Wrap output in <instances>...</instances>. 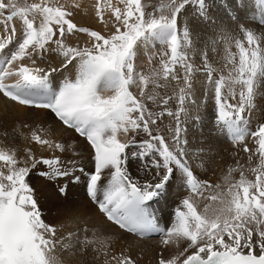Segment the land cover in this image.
Here are the masks:
<instances>
[{
    "label": "snow or ice",
    "instance_id": "obj_1",
    "mask_svg": "<svg viewBox=\"0 0 264 264\" xmlns=\"http://www.w3.org/2000/svg\"><path fill=\"white\" fill-rule=\"evenodd\" d=\"M120 3L123 10L113 8L109 0L117 26L105 36L78 27L68 18L70 12L48 6L44 0L25 6L15 0H0V16L8 10L6 20L0 21L6 29L9 21L17 16L22 19L21 38L10 54L0 59V93L21 105L49 111L62 126L86 139L94 163V170L85 177L86 195L107 221L128 233L143 236L157 231L150 202L161 196L172 180L181 181L188 195L175 210L174 223L162 231L165 245L179 246L183 241L185 246L171 259L161 258L159 264H264V123L250 131L246 119V113L256 107L259 89L264 87V0H255L258 19L246 0H231L219 20L214 18L209 0H168L147 14L142 0ZM193 4L197 6L196 17L189 25L180 14ZM97 15L103 23L99 4ZM36 16L41 17L38 25ZM249 20L257 25L256 30ZM209 27L218 30L225 43L227 75L218 78L213 76L218 70L209 62L207 52L194 43L201 30ZM236 31L243 38L231 34ZM15 32L12 26L13 35L0 41V50L13 42ZM74 32L86 33L90 46L66 44L67 36ZM217 43L212 41L213 50ZM233 43L237 52L231 51ZM158 45L161 50L149 55L148 60L158 59L159 67L146 75L138 70V50L147 52ZM198 51L201 61L196 65L192 56ZM47 54L60 57V67L37 66V59ZM26 58L31 65L22 63ZM69 66L74 75H64L53 86L52 74L63 75ZM197 73L205 75V87L213 93L212 127L226 134L233 144L242 145L245 153L258 156L257 165L249 168L254 180L241 171L239 180L229 183L226 191L206 197L215 206L206 205L202 211L198 210L197 197H203L213 186L198 178L191 161L197 154L211 152V140L190 152L187 139L188 125L199 130L202 121L200 104L193 99ZM13 76L19 77L15 83L4 82ZM171 82L173 92L161 94ZM133 88L138 93L134 94ZM149 101L155 109L149 107ZM165 116L170 118L168 123ZM130 132V140L119 138L121 133ZM140 136L143 139H137ZM248 136L255 140L254 151L244 143ZM32 139L65 151L63 143L45 139L35 131ZM131 159L140 160L150 178H134L128 168ZM248 159L251 161L252 155ZM0 161L8 167L7 174L0 171V264H62L56 255V228L44 218L36 190L27 178L37 164L45 165L41 176L69 182L55 187L54 196L66 197L69 184L79 183L77 173L83 174L85 169L74 159L59 156L37 160L31 150L22 166L14 152L0 150ZM225 179L230 181V175ZM214 187L220 189V185ZM88 211L86 206H67L62 218L75 221ZM73 235L69 233L68 238ZM189 249L194 251L185 255ZM112 259L118 264H135L130 256Z\"/></svg>",
    "mask_w": 264,
    "mask_h": 264
},
{
    "label": "bare ground",
    "instance_id": "obj_2",
    "mask_svg": "<svg viewBox=\"0 0 264 264\" xmlns=\"http://www.w3.org/2000/svg\"><path fill=\"white\" fill-rule=\"evenodd\" d=\"M7 2V0H6ZM30 2V3H29ZM48 6H60L63 10L71 13L74 23L78 27H85L90 25L105 36L110 35L115 31L116 21L112 9L108 7L109 0H44ZM111 5L124 9V5L120 0H110ZM249 3L250 10L255 13L256 18H259V7L255 5V0H246ZM29 3V4H28ZM41 3V0H27V4ZM213 5L210 7L214 18L219 20L222 16L224 8L230 6L231 0H209ZM98 4L104 16L102 23L97 15ZM195 6V7H194ZM196 5H190L182 14L180 18L182 21L191 25L195 21ZM8 14L5 10L3 16H0V21L6 20L4 17ZM32 18V15L29 18ZM41 17L35 18L38 25ZM86 21L92 22L87 24ZM88 22V23H90ZM2 22H0L1 24ZM253 30H256L257 25L251 20L248 21ZM12 26H15L16 32L11 44L0 50V59L10 54V50L14 49L16 40L21 38L22 34V19L17 16L12 21L8 22V27H2L0 34L2 38L0 41L5 40L12 34ZM88 28V27H87ZM237 38H243L242 34L238 31L231 33ZM81 33L76 32L72 40L80 39ZM84 36V35H83ZM88 36V35H85ZM89 37V36H88ZM70 37L67 38L69 40ZM219 41L213 50L212 41ZM89 41H86L85 46H90ZM198 49H204L207 52L209 62L212 64L215 71L214 78H218L220 74L227 75V64L225 43L219 31L209 28H203L200 32L199 38L194 40ZM232 52H237L234 43L230 45ZM161 50L158 45L156 48H149L147 52L143 49L138 50L137 66L138 70L143 71L146 75L150 74L152 69L159 67L158 59H153L151 62L148 56L157 53ZM201 56L199 51L192 56V62L199 65ZM61 58L47 54L43 59H37V66L48 69L50 67H60ZM24 64L31 65L30 59L22 61ZM13 68L17 64L12 65ZM64 75H74L71 66L64 71L63 75L60 72L52 74L51 80L53 86L59 83ZM206 77L203 73H197L194 82L196 94L193 99L197 100L200 104L199 114L202 117L199 130L194 129L192 124L188 125L187 139L188 148L194 151L199 146L205 144L209 139L211 143L209 147L211 152L204 154H197L193 156L191 163L195 167L196 174L201 181H207L211 188L205 190L203 197H197L198 210L202 211L206 205L215 206V202L207 199L217 191H226L229 183H234L239 180L240 172L243 171L244 175L249 179H255V174L249 171L250 167H255L258 163V156L253 152L245 153L242 145L233 144L226 134L217 132L212 127L214 119V97L209 88L205 87ZM151 86V85H150ZM174 89V82L169 83L168 89L164 90L171 94ZM134 94L138 93V89H132ZM161 94H163V92ZM225 95L227 90L225 89ZM205 93H207L205 95ZM238 98V97H237ZM230 99V97H229ZM235 103L236 101H232ZM151 104V102H150ZM256 107L246 113V119L250 122V131L256 130L259 124L264 123V87L259 89L258 95L255 99ZM152 108L156 105L152 104ZM170 118L164 117V122L168 123ZM37 132L45 139H49L56 143H63L65 151L60 152L58 149L49 148L36 143L32 139V133ZM133 133L127 135L121 133L120 139L122 141L130 140ZM143 139V136L137 137ZM245 144L250 150L255 149L256 144L254 138L251 136L246 137ZM0 150L14 152L20 165L22 166L28 160L29 150L31 155L36 159L53 158L56 156L62 159H74L79 166L85 169L83 174L77 173L81 176L80 182L76 184H69V189L66 197L54 196L55 187L61 183H69L64 179L49 180L47 177L41 176L40 172L44 171L47 166L37 164L36 168L31 169L28 176V182L36 190V197L38 203L42 207V213L47 222L53 224L56 228V239L59 241L57 244L56 255L61 260L62 264H118L117 260H113L115 256L120 258L121 255L130 256L135 264H159L161 258L171 259L173 256L182 252L185 242L170 243L164 245L163 241L166 237L161 239H146L140 240L132 235H129L116 226L106 221L104 216L97 210L88 199L85 191L86 175L88 172L94 170L93 163V150L88 145L85 138L80 137L74 130L62 126L54 114L47 110L27 108L17 104L0 93ZM252 155V160L249 161L248 157ZM203 161V162H201ZM129 173L138 179L150 178L145 175L142 170L141 161L131 159L129 161ZM231 170V172H230ZM0 171L8 172V167L0 161ZM230 175V181H226L225 177ZM215 185H220V189H215ZM188 193L181 186L179 179L172 180L166 187L164 193L155 198V202L151 208L154 211L157 221L165 229L171 227L175 221V210L180 207V202L187 196ZM67 206H86L90 211L81 216L78 220H68L62 218V211ZM102 226V227H101ZM83 229V231H82ZM69 233L74 235L71 238ZM255 240V236H254ZM85 241H92L85 243ZM79 242V243H78ZM61 244L65 245L61 248ZM194 249H189L187 254H191Z\"/></svg>",
    "mask_w": 264,
    "mask_h": 264
},
{
    "label": "rangeland",
    "instance_id": "obj_3",
    "mask_svg": "<svg viewBox=\"0 0 264 264\" xmlns=\"http://www.w3.org/2000/svg\"><path fill=\"white\" fill-rule=\"evenodd\" d=\"M29 1H31V0H29ZM15 2L18 4V5H20V6H25V4H27V0H15ZM30 3V2H29ZM28 3V4H29ZM142 3H143V5L145 6V11H146V14L147 13H149V12H153L154 11V9L159 5V4H161V3H168V0H142ZM213 4L212 3H209V7H211ZM190 5H188V6H186V8L181 12V14H180V18L182 17V14H183V12L189 7ZM257 6V5H256ZM195 7V6H194ZM196 11H197V6H196V10L194 11V13H196ZM8 15V14H7ZM6 15V16H7ZM157 15H159V13H157ZM37 18H39V16H36ZM35 17V18H36ZM5 19H6V17H4ZM33 18V17H32ZM31 17H30V19H32ZM68 18H70L71 20H72V17L70 16V17H68ZM15 19V18H14ZM73 21V20H72ZM88 22H90V21H86V23L87 24H91L92 22H90V23H88ZM2 27H5V24L4 23H1L0 24V31L2 30ZM81 27V26H80ZM85 27H88L89 29H91L92 27L90 26V25H86ZM6 29V28H5ZM91 30H95V28H93V29H91ZM96 31H98L97 29H96ZM75 34H76V32H74V34H72V35H69V36H67V38L68 37H70L69 38V40H67L66 39V44H68L69 46H74V47H83V46H85L86 45V41H88V40H91V38L90 37H88V36H85V35H87L86 33H81L82 34V36H80V39H76V40H72V37L73 36H75ZM84 35V36H83ZM1 38H2V35H1ZM0 38V39H1ZM51 47H55V45H51ZM169 86V85H168ZM150 88H151V86H150ZM168 89V87L166 88V89H164V90H167ZM164 90H162V91H164ZM158 91H161V90H158ZM161 91V92H162ZM150 102L151 101H149L148 102V104H149V107L150 108H152V102H151V104H150ZM164 244V243H163ZM165 245V244H164Z\"/></svg>",
    "mask_w": 264,
    "mask_h": 264
}]
</instances>
